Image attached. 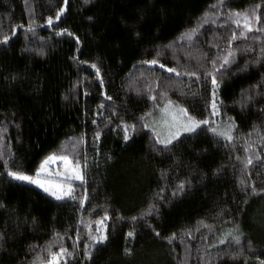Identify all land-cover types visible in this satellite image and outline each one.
Here are the masks:
<instances>
[{"label": "trees", "instance_id": "obj_1", "mask_svg": "<svg viewBox=\"0 0 264 264\" xmlns=\"http://www.w3.org/2000/svg\"><path fill=\"white\" fill-rule=\"evenodd\" d=\"M168 102L208 123L159 143ZM48 156L70 197L8 175ZM262 189L264 0H0V264H259Z\"/></svg>", "mask_w": 264, "mask_h": 264}, {"label": "snow or ice", "instance_id": "obj_2", "mask_svg": "<svg viewBox=\"0 0 264 264\" xmlns=\"http://www.w3.org/2000/svg\"><path fill=\"white\" fill-rule=\"evenodd\" d=\"M88 0H85V3H87ZM68 3V0H64V4L67 5ZM215 7V6H213ZM259 7V6H258ZM65 11V7H61L57 13H56V19L59 20L61 14ZM237 15H239V13H237ZM246 21H247V17H245ZM256 19L258 20L259 17L257 16ZM53 22V17H48L47 19V23L48 24H52ZM245 27H248L249 30H251V25L250 24H245ZM29 31H32L33 29L31 27H29L28 29ZM65 32L67 30H64ZM61 33H57V35H60ZM68 35H73L72 33H68ZM9 39L8 36H5L4 39H3V42H7ZM77 41H78V38H77ZM158 61L156 60H152V61H148V63H152V64H155L157 63ZM225 63L228 62V59L225 58ZM163 66V65H162ZM92 67H96L95 65H92ZM169 71H175V69H171L169 68L168 69ZM97 74H99V70L97 69ZM192 75H195V73H192ZM212 83L214 86H217V81H216V78L215 76H212ZM108 99H111V97H108ZM212 107L215 109L216 108V104H215V101H213V104H212ZM167 111V110H165ZM179 113L181 114V116L183 117H186V121L185 120H180L177 116L173 115V121H176V123H173L170 127L174 128L175 131H170L169 132V135L167 138H165L164 140H160L159 139V136H157V140L159 143L161 144H169L172 142L173 139H175L177 136H179L180 132L181 131H185V132H195L196 129L201 125V124H207L208 121L207 120H204V121H198L196 120L194 117L192 116H189L188 113H187V110L184 109V108H180L179 109ZM95 123V121H94ZM148 125H145V127H147ZM129 127H131L132 130H135V125H132V126H125V136H124V139L125 140H128L129 139V136H128V131H129ZM211 131H213L214 133L217 131L215 128L211 129ZM221 135H225L227 137V139L231 140L232 137L230 135H228L227 132H224V133H219ZM97 138L99 137V133L96 134ZM60 159H63L65 161L66 164H70V162L68 161V158L65 156V157H59ZM56 159V157L54 156H48L45 158L44 161H42L40 167L37 169V176H39L40 172L42 171H46V165L52 161ZM247 163L251 164L252 163V160L249 159L247 161ZM80 165L77 164L75 168H72L71 170L73 171V173L75 174V178L76 179H79L81 181H83V176L80 172ZM8 175L10 177H12L13 179L15 180H19V181H27V182H30V183H33V184H36L38 185L39 187L43 188L45 192L49 193L50 195L52 196H55L57 199H62L64 198L65 196H71V186L69 185L67 189H65L63 186L61 185H54V186H50L48 184H46L45 181H42L38 178H34L33 176H30V175H27L23 172H19V171H9L8 172ZM180 190L183 189V185H180L179 186ZM253 191H255V189H253ZM262 191H264V189H262ZM72 198H75V197H72ZM133 219H135V217H133ZM129 236L132 235L131 232L128 233ZM157 235H159V233H157ZM94 239L97 241V242H102L104 240L107 239V236L106 235H100V236H97V237H94ZM236 242L239 243V238L236 237ZM66 250L64 249H61V253H64ZM87 255L89 256V258L91 257V252H88ZM58 261H59V257L57 254H53L52 256V259L50 261H48V264H58ZM259 264H264V260H260Z\"/></svg>", "mask_w": 264, "mask_h": 264}, {"label": "rangeland", "instance_id": "obj_3", "mask_svg": "<svg viewBox=\"0 0 264 264\" xmlns=\"http://www.w3.org/2000/svg\"><path fill=\"white\" fill-rule=\"evenodd\" d=\"M183 108L181 105L174 103V102H168L166 103L162 108H160L156 113L151 114L148 118V123H147V129L155 132L157 136H159L160 140H164L165 138L168 137L170 131H175L174 128L170 127L173 123H176V121H173V115L177 116L180 120H185L186 117L181 116L179 113V109ZM167 110V111H165ZM188 113V112H187ZM189 115V113H188ZM190 116V115H189ZM201 127V125L196 129L198 130ZM193 132H185L181 131L179 136H177L175 139L172 140V142L176 141L181 135L183 134H190ZM171 142V143H172ZM169 143V144H171ZM165 145V144H163ZM168 145V144H167ZM56 159L50 161L46 165V171L40 172L39 176L37 174L33 176L34 178H38L42 181H45L46 184L50 186L54 185H61L65 189L68 188V186H71V195L73 194L74 191V185L77 183H81L83 181L76 179L75 174L71 170L72 168L76 167V164L73 163L69 158L68 161L70 164H66L63 159H60L59 156H54ZM80 172L82 174V170L80 167ZM83 176V174H82ZM24 183H28L31 185L36 186L39 188L41 191L44 193L48 194L49 196L53 197L54 199H57L55 196L50 195L49 193L45 192L43 188L39 187L36 184L27 182V181H22ZM70 196H65L64 198H68ZM62 198V199H64ZM61 200V199H57Z\"/></svg>", "mask_w": 264, "mask_h": 264}]
</instances>
